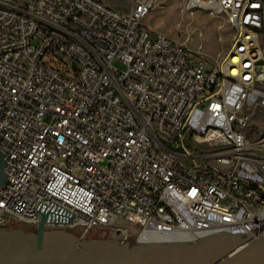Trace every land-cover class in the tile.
Wrapping results in <instances>:
<instances>
[{"label": "built area", "instance_id": "1", "mask_svg": "<svg viewBox=\"0 0 264 264\" xmlns=\"http://www.w3.org/2000/svg\"><path fill=\"white\" fill-rule=\"evenodd\" d=\"M184 2L232 29L216 63L143 23L159 0H0V226L54 201L82 238L264 234V0Z\"/></svg>", "mask_w": 264, "mask_h": 264}, {"label": "water", "instance_id": "2", "mask_svg": "<svg viewBox=\"0 0 264 264\" xmlns=\"http://www.w3.org/2000/svg\"><path fill=\"white\" fill-rule=\"evenodd\" d=\"M263 72L260 59L256 74ZM4 154L0 151V189L7 182ZM36 208L37 228L0 226V264H264V234L218 233L193 242L146 244L82 238L68 229L45 227L46 221L69 223L75 213L54 201H40Z\"/></svg>", "mask_w": 264, "mask_h": 264}, {"label": "rangeland", "instance_id": "3", "mask_svg": "<svg viewBox=\"0 0 264 264\" xmlns=\"http://www.w3.org/2000/svg\"><path fill=\"white\" fill-rule=\"evenodd\" d=\"M159 1L160 5L143 19L144 24L155 33L184 43L194 55H201L210 63L221 59L232 43V29L222 14L213 16L201 8L189 11L185 8L184 0ZM107 3L127 12L131 8L132 0H107ZM258 81L264 87V75ZM252 120L255 124L264 126V109H253ZM120 222L119 226L123 229L121 232L118 229H94L88 238L117 239L120 242L130 238L132 243H136L134 234L126 231L129 225ZM13 225L18 224L12 223L8 227Z\"/></svg>", "mask_w": 264, "mask_h": 264}, {"label": "bare ground", "instance_id": "4", "mask_svg": "<svg viewBox=\"0 0 264 264\" xmlns=\"http://www.w3.org/2000/svg\"><path fill=\"white\" fill-rule=\"evenodd\" d=\"M253 56H254V57H259L260 54H259L258 52L255 51V52L253 53Z\"/></svg>", "mask_w": 264, "mask_h": 264}]
</instances>
